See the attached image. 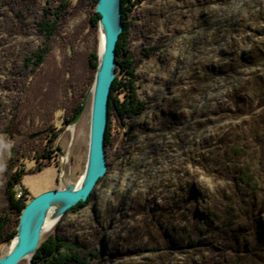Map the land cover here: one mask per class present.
<instances>
[{
  "label": "rangeland",
  "instance_id": "rangeland-1",
  "mask_svg": "<svg viewBox=\"0 0 264 264\" xmlns=\"http://www.w3.org/2000/svg\"><path fill=\"white\" fill-rule=\"evenodd\" d=\"M61 1L0 0V177L14 110L29 121L58 104L67 64L90 78L84 29L72 47L54 46L37 79L26 66L43 42L45 10ZM131 19L127 49L146 106L106 148L108 170L86 207L42 240L59 234L90 264H264V0H146ZM84 20L78 14L67 31ZM90 107L91 93L76 125L75 116L59 133L50 165L23 176L31 197L59 187L62 165L72 182L84 174Z\"/></svg>",
  "mask_w": 264,
  "mask_h": 264
},
{
  "label": "trees",
  "instance_id": "trees-1",
  "mask_svg": "<svg viewBox=\"0 0 264 264\" xmlns=\"http://www.w3.org/2000/svg\"><path fill=\"white\" fill-rule=\"evenodd\" d=\"M98 0H62L50 12L45 10L39 24L43 42L27 57L25 62L31 68L32 79L41 75V67L56 45L72 47L83 34L92 37L93 43L85 50L84 56L89 67L87 74L77 72L71 64H67L66 72L60 79L61 98L58 104L43 106L37 116L26 120L24 108L17 107L12 113L10 123L4 132L10 148V154L5 171L0 177V245L17 234L20 215L26 205L32 200L29 191L23 186L25 174H34L47 168L55 154V141L61 130L69 124L81 108L83 93L93 79L97 65V31L99 15L95 12ZM146 0H122V21L124 30L120 34L116 48V60L121 67V75L113 82L109 97V118L105 136V147L117 145L123 135L127 134V122L141 114L146 104L138 99L137 63L134 62L128 46V34L132 25V11ZM84 13V25L80 24L71 34L67 31L70 22ZM53 17V18H52ZM72 60V58H70ZM69 62V60H68ZM85 62V61H84ZM92 74V76H91ZM62 80V81H61ZM34 82V81H32ZM59 83V82H58ZM27 88V95L33 90ZM30 97V96H29ZM24 107V106H23ZM61 111L60 126H56L55 113ZM40 113V115H39ZM39 133L33 139L32 134ZM261 164H264V146L260 148ZM27 161L35 162L34 169L28 171L24 166ZM80 202L69 211L86 207L91 200ZM34 264H90L86 257L81 256L77 245L66 241L59 234H52L41 241L33 260Z\"/></svg>",
  "mask_w": 264,
  "mask_h": 264
},
{
  "label": "water",
  "instance_id": "water-1",
  "mask_svg": "<svg viewBox=\"0 0 264 264\" xmlns=\"http://www.w3.org/2000/svg\"><path fill=\"white\" fill-rule=\"evenodd\" d=\"M95 12L99 15V42L94 82L84 97L81 110L69 124L71 127L76 125L91 93L88 153L84 174L79 179L81 182L78 185L79 180L72 182L65 178L64 165L60 167L59 187L32 198L26 205L20 215L16 236L3 243L0 264H19L23 259L34 264L37 249L47 234L44 232L46 225L57 224L71 208L86 202L108 170L105 136L111 88L121 72L116 48L124 30L122 0H98ZM13 241L11 251L4 254Z\"/></svg>",
  "mask_w": 264,
  "mask_h": 264
},
{
  "label": "bare ground",
  "instance_id": "bare-ground-1",
  "mask_svg": "<svg viewBox=\"0 0 264 264\" xmlns=\"http://www.w3.org/2000/svg\"><path fill=\"white\" fill-rule=\"evenodd\" d=\"M80 182H81V181L79 180V181H78V185L80 184ZM90 195H91V194H90ZM60 221H61V220H60ZM60 221H59V222H60ZM59 222H58V223H59ZM58 223H57V224H58ZM57 224H54V223H48V224L46 225V227H45L44 232H45V233H48V230L54 228V226H56ZM14 243H15V241H13V242L11 243V245H10L9 247H7V248L4 250L3 253L5 254V253L10 252L11 249H12V247H13V245H14ZM23 260H24V261H27V259H23ZM23 260H22V261H23Z\"/></svg>",
  "mask_w": 264,
  "mask_h": 264
}]
</instances>
